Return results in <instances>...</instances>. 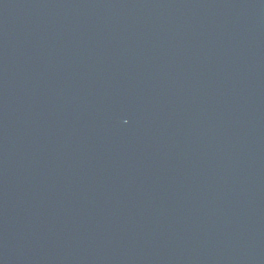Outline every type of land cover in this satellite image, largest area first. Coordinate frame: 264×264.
Instances as JSON below:
<instances>
[{"label": "water", "instance_id": "1", "mask_svg": "<svg viewBox=\"0 0 264 264\" xmlns=\"http://www.w3.org/2000/svg\"><path fill=\"white\" fill-rule=\"evenodd\" d=\"M0 264H264V0H0Z\"/></svg>", "mask_w": 264, "mask_h": 264}]
</instances>
